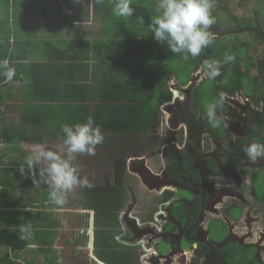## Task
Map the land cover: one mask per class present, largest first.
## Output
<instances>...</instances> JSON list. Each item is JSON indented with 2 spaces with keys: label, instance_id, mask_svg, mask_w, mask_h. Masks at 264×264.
Returning <instances> with one entry per match:
<instances>
[{
  "label": "flooded vegetation",
  "instance_id": "flooded-vegetation-1",
  "mask_svg": "<svg viewBox=\"0 0 264 264\" xmlns=\"http://www.w3.org/2000/svg\"><path fill=\"white\" fill-rule=\"evenodd\" d=\"M198 68L188 79L181 70L169 77L157 127L123 133L117 139L126 143L104 141L95 156L78 159L93 187L74 189L62 207L49 204L47 186L35 187L20 168L31 152L23 145L55 150L63 133L6 154L0 144V233L20 244H0V264H264V159L251 161L243 151L264 143V88L248 91L234 81L204 95L212 82L194 88ZM221 92L228 127L213 129L204 105ZM132 148L131 156L125 149ZM88 159L100 169L91 172Z\"/></svg>",
  "mask_w": 264,
  "mask_h": 264
},
{
  "label": "trees",
  "instance_id": "trees-1",
  "mask_svg": "<svg viewBox=\"0 0 264 264\" xmlns=\"http://www.w3.org/2000/svg\"><path fill=\"white\" fill-rule=\"evenodd\" d=\"M24 1L0 0V60L8 58L10 65L16 68L14 83H6L0 75V144L9 148L4 154L20 149L21 142L30 144L40 142L44 135L56 136L61 125L84 122L88 116L102 127L106 144L126 143L127 137L120 140L117 136L145 133L157 127L156 105L167 98V81L174 72L190 73L204 59H222L226 52L235 54V62L221 69V76L211 80L204 95L211 88L224 90L222 79H227L229 84L235 81L248 91L252 87L264 88V61L261 65L249 56L252 43L264 44V36L249 19H244L247 23L240 25L241 20L232 17V21L239 23L240 31L251 36L242 47L237 44L238 36L230 34L217 38L198 58L184 60L154 40L148 25L156 13L146 0H139L132 2L136 9L132 17L116 21L112 27L104 25L95 43L86 46L88 41L79 40L52 50L44 49L41 58L45 61L35 62L31 37L12 39V34L6 31L10 22L4 21L12 15L11 22L18 30L22 18L29 20L23 15L33 12L31 9L35 11L36 6ZM219 1L215 0V4ZM261 1L257 0L262 8L259 12L264 15V0ZM23 3L24 11L20 13L19 5ZM37 5H41L39 9L43 8L47 15L61 22L66 20L56 8H47V3ZM2 25L5 27L1 29ZM212 31L218 33L213 27ZM216 43L221 45L219 53H216ZM176 63L180 65L177 67ZM16 96L19 124L5 120L4 108H9L10 100ZM0 165H3L1 160ZM4 174L9 176L7 166ZM4 234L0 233V244L20 246L18 239L10 233Z\"/></svg>",
  "mask_w": 264,
  "mask_h": 264
},
{
  "label": "clouds",
  "instance_id": "clouds-1",
  "mask_svg": "<svg viewBox=\"0 0 264 264\" xmlns=\"http://www.w3.org/2000/svg\"><path fill=\"white\" fill-rule=\"evenodd\" d=\"M75 2L79 3V0ZM215 7V0H156V14L148 27L154 40L166 46L172 54L184 60L195 59L217 39V34L212 31L217 23L213 14ZM112 12L117 17H132L136 9L132 0H113ZM235 60L236 56L231 52H226L222 59H204L200 72L208 80H215L221 76V69ZM0 75L6 83L15 82L16 68L10 65L8 58L0 60ZM225 96L221 92L204 105L205 118L213 129L228 127L227 118L220 114ZM60 130L63 133L62 147L53 150L44 144L36 145L20 168L22 174L31 175L35 187L47 186L48 203L58 207L66 205L68 193L74 189L93 187L89 177L82 175L83 170L77 161L81 156H95L97 147L105 139L102 127L92 116L84 122L65 123ZM243 151L251 161L264 159V143L258 140L247 144ZM21 231L26 235L28 228L22 225ZM25 235H21V239Z\"/></svg>",
  "mask_w": 264,
  "mask_h": 264
},
{
  "label": "crops",
  "instance_id": "crops-1",
  "mask_svg": "<svg viewBox=\"0 0 264 264\" xmlns=\"http://www.w3.org/2000/svg\"><path fill=\"white\" fill-rule=\"evenodd\" d=\"M135 1L139 0H132V2ZM146 1L148 2L147 5L155 11L156 0H153L154 4L151 3V0ZM27 2L30 6L31 4L36 6L35 11L31 9L33 12L24 13V18H29V20L22 18V24L18 30L11 22L13 19L12 15L9 18H5L4 21L10 22L8 27L6 25V31L12 34V39L17 38V36L27 39H29L28 35L31 37L34 41L31 43V48L35 53V55H32L35 62L45 61L41 58L44 49L52 50L68 42L75 43V41L79 40L88 41L89 43H86V46L90 42L95 43V41H98V34L101 35L104 25H111L112 27L114 22L117 21L119 23L121 19L125 18L113 15V0H79V3L75 2V0L24 1V3ZM24 3L19 5L20 13L24 11ZM37 3L42 5L47 3V8L49 9L56 8L66 20L61 22L62 20L47 15L43 8L39 9L41 5L38 6ZM4 27L5 25H2L1 29ZM82 49H85V47ZM58 58L56 59L57 61ZM50 63H54V61H50Z\"/></svg>",
  "mask_w": 264,
  "mask_h": 264
},
{
  "label": "rangeland",
  "instance_id": "rangeland-1",
  "mask_svg": "<svg viewBox=\"0 0 264 264\" xmlns=\"http://www.w3.org/2000/svg\"><path fill=\"white\" fill-rule=\"evenodd\" d=\"M260 2H262L260 0ZM260 2H257V0H220L217 4L216 7L213 9V14L216 16L217 18V23L213 26V29L216 31L218 30L217 34V38H226L227 35L230 34H234L238 36V45L239 47H242V43L249 41L250 39V35L248 32H243L240 31V27L237 25L239 24L238 22H234L232 21V17H237L240 21V25L243 23H247L244 22V19H249L248 21L252 22L253 24H257V29L260 30V32H263L264 36V15L260 14V10L262 9L260 7ZM151 3L154 4L155 2L153 0H151ZM1 14V13H0ZM254 26V25H253ZM255 41V40H254ZM241 49V48H240ZM221 51V45L220 43H216V53H219ZM245 53H247V51H245ZM249 56L253 57L254 59H263L264 60V44L259 41H255L252 43L250 52H249ZM180 64L176 63V66L178 67ZM243 67L245 66V62H242ZM186 70H181V77H183V79H188V77L190 76V73H186ZM180 75L178 73H175L174 79L173 81L171 80V85L173 88H177V86H179V83H182L179 79ZM195 80H194V88L198 87L197 85L200 83V81H202L203 79H205V77L203 76V74L200 72V69L198 68V70L196 72L193 73L192 75ZM223 83L225 84V87H227V85H229V81L226 79H222ZM223 84V85H224ZM182 86V85H181ZM186 88H190L188 86H186ZM17 96L13 97V100H10L8 107L9 108H4L5 111V120L8 123H13V124H19V112H17ZM16 100V101H15ZM135 143L129 147H133L135 146L139 139L137 140L135 137L132 139ZM137 140V141H136ZM58 143L56 145H53V147H62L63 145L61 144L60 140H55ZM60 141V142H59ZM2 146V145H1ZM103 146V145H102ZM3 147V146H2ZM2 147H0V149H2ZM23 151H32L34 148L32 146H26L23 145ZM136 148V147H135ZM125 149V152H128L131 154V156L133 155L132 153L134 152V149ZM103 150V151H101ZM101 150H99L100 152H103V155H105L107 152L106 150H108L106 147H102ZM110 151H108L109 153ZM0 155H2V151L0 152ZM134 157V156H133ZM86 165L92 169H89L91 172H93L95 169L96 171H98V169H100V163L96 162H92L89 161V159L87 161H85ZM78 163H80L78 161ZM83 163V162H82Z\"/></svg>",
  "mask_w": 264,
  "mask_h": 264
}]
</instances>
